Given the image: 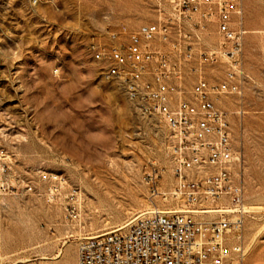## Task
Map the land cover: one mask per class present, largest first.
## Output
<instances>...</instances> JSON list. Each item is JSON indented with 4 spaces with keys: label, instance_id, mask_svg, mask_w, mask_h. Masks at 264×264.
<instances>
[{
    "label": "rangeland",
    "instance_id": "rangeland-1",
    "mask_svg": "<svg viewBox=\"0 0 264 264\" xmlns=\"http://www.w3.org/2000/svg\"><path fill=\"white\" fill-rule=\"evenodd\" d=\"M158 17L157 0H62L58 10L0 0V264H78L84 238L125 233L148 211L175 206L162 198L176 184L166 127L104 80L89 52L107 28ZM241 27L243 93L216 104L241 156L247 212L234 264H264V0H244ZM201 38L221 45L215 25ZM202 70L224 78V65Z\"/></svg>",
    "mask_w": 264,
    "mask_h": 264
},
{
    "label": "built area",
    "instance_id": "built-area-1",
    "mask_svg": "<svg viewBox=\"0 0 264 264\" xmlns=\"http://www.w3.org/2000/svg\"><path fill=\"white\" fill-rule=\"evenodd\" d=\"M33 10H58L62 0H25ZM158 20L130 29L107 28L89 45L101 76L117 82L135 110L166 127L167 156L176 184L163 195L171 209H153L127 232L84 238L78 264H234L243 253L246 214L240 152L228 115L216 100L241 97L246 31L244 0H157ZM216 26L218 49L202 46ZM224 65L212 82L203 67ZM196 81L186 97L184 84ZM44 180H50L43 176ZM153 197L160 196L156 178Z\"/></svg>",
    "mask_w": 264,
    "mask_h": 264
},
{
    "label": "bare ground",
    "instance_id": "bare-ground-1",
    "mask_svg": "<svg viewBox=\"0 0 264 264\" xmlns=\"http://www.w3.org/2000/svg\"><path fill=\"white\" fill-rule=\"evenodd\" d=\"M131 102V101H130ZM244 210L246 211V207L244 208ZM247 212V211H246Z\"/></svg>",
    "mask_w": 264,
    "mask_h": 264
}]
</instances>
